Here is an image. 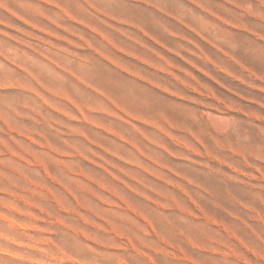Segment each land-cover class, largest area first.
<instances>
[{
  "label": "rangeland",
  "instance_id": "rangeland-1",
  "mask_svg": "<svg viewBox=\"0 0 264 264\" xmlns=\"http://www.w3.org/2000/svg\"><path fill=\"white\" fill-rule=\"evenodd\" d=\"M0 264H264V0H0Z\"/></svg>",
  "mask_w": 264,
  "mask_h": 264
},
{
  "label": "bare ground",
  "instance_id": "bare-ground-1",
  "mask_svg": "<svg viewBox=\"0 0 264 264\" xmlns=\"http://www.w3.org/2000/svg\"><path fill=\"white\" fill-rule=\"evenodd\" d=\"M81 112V111H80ZM222 120V119H221ZM225 122V121H224ZM215 124V123H214ZM228 124V123H227ZM217 125V124H216ZM214 126V125H213ZM227 127V126H226ZM10 221H12V220H10ZM10 221H9V223H10ZM13 225V224H12ZM11 225V226H12ZM22 225V224H21ZM19 226V225H18ZM22 227V226H21ZM24 228V227H23ZM23 228H22V230H23ZM13 256V255H12Z\"/></svg>",
  "mask_w": 264,
  "mask_h": 264
}]
</instances>
